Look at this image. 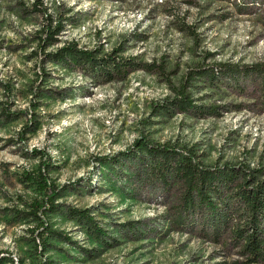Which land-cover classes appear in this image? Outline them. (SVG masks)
Wrapping results in <instances>:
<instances>
[{
  "label": "rangeland",
  "instance_id": "374dc122",
  "mask_svg": "<svg viewBox=\"0 0 264 264\" xmlns=\"http://www.w3.org/2000/svg\"><path fill=\"white\" fill-rule=\"evenodd\" d=\"M236 2L38 0L36 10L34 0H0V79L10 88H0V100H12L11 110L33 111L40 118L26 124L25 116H0L2 264H41V257L52 258L51 264H252L237 247L174 226L171 206L180 182L173 183L171 193L162 192L145 172L148 163L119 154L145 136L190 150L203 163L227 160L264 167V104L252 79H240L239 88L223 76L213 82L204 76L192 79L194 102L224 105L218 115L166 112L156 105L172 97L193 68L264 60V4L241 12ZM44 11L65 17L61 40L102 46L103 51L121 46V54L151 64L100 83L79 70L46 64L43 54L34 52V31L46 21ZM43 71L49 74L41 80ZM33 83L60 91L66 99L33 108L29 97H38L37 89L29 88ZM24 125L29 127L23 130ZM34 147L41 156L30 154ZM116 155L119 160L112 161ZM40 158L50 162L49 180L64 187L55 201L90 208L115 241H95L68 214L45 210L50 225L89 252L73 251L64 260L55 249L40 253L34 248L28 228L37 220H18L13 209L28 210L30 200L44 196L31 182L18 179ZM135 169L140 177L133 175ZM129 222L134 228H125Z\"/></svg>",
  "mask_w": 264,
  "mask_h": 264
},
{
  "label": "trees",
  "instance_id": "16d2710c",
  "mask_svg": "<svg viewBox=\"0 0 264 264\" xmlns=\"http://www.w3.org/2000/svg\"><path fill=\"white\" fill-rule=\"evenodd\" d=\"M38 0H34L36 10ZM241 12H248L252 5L260 7L264 0H239L236 2ZM264 6V5H263ZM46 21L34 31L35 50L43 54L44 62L52 63L64 69L79 70L89 76L96 83L109 82L114 79L124 78L130 71L139 67H149L151 63H140L135 56H126L120 53L122 47H115L103 51L102 46H81L76 40H61L59 35L65 29V17L59 14L53 16L44 11ZM46 79L49 72H44ZM204 76L210 82L223 79L238 86L240 79H252L260 91L261 102L264 104V60L251 63L218 62L210 67L200 66L188 72L185 79L174 87L172 97H166V102H157L162 110L188 113L204 117L220 114L224 105L215 102H194L195 99L189 91L192 79ZM42 84V82H40ZM33 83L29 86L33 91L35 87L38 97H29L30 105L35 108L41 103H49L57 98L66 99L60 91L51 90ZM0 88L9 90V84L0 79ZM47 89V93L42 90ZM12 100H0V116L6 119L25 116L24 122H40V118L33 111L30 113L21 108L11 110L9 105ZM24 125L22 129H27ZM21 137L23 132L19 134ZM191 148V147H190ZM39 148H32L30 154L34 157L41 156ZM119 154L131 159L148 163L145 171L152 179L156 180L157 188L162 192L171 193L173 183L180 182V188L175 194L171 206V222L176 227L195 229L196 232L214 242H224L237 247L238 253L252 264L264 262V167L263 165L249 166L243 163H232L227 160L203 163L195 157L194 152L184 151L169 143H155L145 136L136 138L127 151ZM122 156V155H121ZM41 160L31 168L23 169L21 182H31L35 188L44 194L42 198L34 197L29 201V209L14 208L13 214L18 220L24 221L31 217L37 220V225L28 228L31 232L34 248L39 251L55 249L54 252L64 260H68L71 252H89L84 245L75 242L64 230L50 225L46 221L45 210L58 214H68V217L79 224L93 240L100 243L115 241V237L108 233L100 224V220L91 214L90 208L60 205L55 198L62 193V186H57L49 180L48 159ZM119 160L118 155L111 157ZM104 163L108 164L106 160ZM135 177H140L139 172L133 170ZM112 181V180H111ZM10 208H7L8 211ZM21 214V217H19ZM131 223V222H129ZM134 228L133 223L125 228ZM37 239L40 243L37 244ZM79 250V251H78ZM43 258L41 264H51L54 260ZM4 256L0 255V264ZM220 264V262H216Z\"/></svg>",
  "mask_w": 264,
  "mask_h": 264
}]
</instances>
